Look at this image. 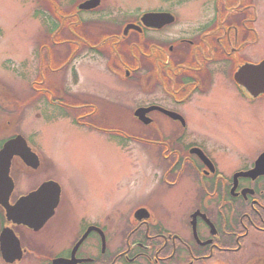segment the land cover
<instances>
[{
    "label": "flooded vegetation",
    "instance_id": "obj_1",
    "mask_svg": "<svg viewBox=\"0 0 264 264\" xmlns=\"http://www.w3.org/2000/svg\"><path fill=\"white\" fill-rule=\"evenodd\" d=\"M29 9L37 48L0 59V150L29 148L0 194V264H264V0ZM29 117L81 138L56 134L57 163ZM23 199L31 224L8 217Z\"/></svg>",
    "mask_w": 264,
    "mask_h": 264
},
{
    "label": "rangeland",
    "instance_id": "obj_2",
    "mask_svg": "<svg viewBox=\"0 0 264 264\" xmlns=\"http://www.w3.org/2000/svg\"><path fill=\"white\" fill-rule=\"evenodd\" d=\"M30 10L29 0H0V25L3 27V32H1L2 37L0 36V59H2L3 56L6 58L8 55H16L15 57L19 56L20 59L25 57V55L28 56L29 50L32 47L30 43L37 48L40 27L44 26L43 21H45V19L38 12L34 19ZM31 39H33L34 43L31 42ZM2 47L4 49L3 52H1ZM3 73V76L11 74V72H6L8 74L5 72ZM10 81L16 82L17 80L12 79ZM219 124L220 123H218V126ZM32 126H35V132L38 134L37 138L43 142L44 148L51 156L57 157V155H59L56 158L57 163L62 161L60 158L62 153L59 152V149L62 148L60 145L62 141L56 137V134L64 132L62 135L67 134L68 140L73 141L81 138V134L77 133V131H73L72 129L65 131L64 126L68 127V125L67 122L63 120L51 124L37 122L29 117L22 124V127H25L26 130H31ZM42 134H48V136ZM112 156L114 155L112 154ZM63 180L66 179L63 178ZM145 183L146 178L144 176V186H146Z\"/></svg>",
    "mask_w": 264,
    "mask_h": 264
},
{
    "label": "water",
    "instance_id": "obj_3",
    "mask_svg": "<svg viewBox=\"0 0 264 264\" xmlns=\"http://www.w3.org/2000/svg\"><path fill=\"white\" fill-rule=\"evenodd\" d=\"M25 150H29L27 147L26 141L22 136L17 137L14 140H10L5 143L4 147L2 150H0V182L5 183V187H0V194H3L4 192L6 193V198L8 197V194L11 190V180L9 179V167H10V160L14 154H22L25 155ZM9 187V188H8ZM45 188H41L38 193H41ZM59 196V195H58ZM1 198V197H0ZM24 203V199L18 203L17 207H9L6 205L8 208V217L14 219L15 221L18 222H25L28 224H31L28 220H22L19 215L18 207ZM4 245V243H3ZM4 255L7 256L8 254L4 252Z\"/></svg>",
    "mask_w": 264,
    "mask_h": 264
}]
</instances>
